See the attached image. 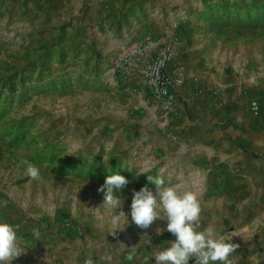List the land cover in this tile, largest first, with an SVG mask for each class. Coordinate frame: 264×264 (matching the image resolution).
Returning a JSON list of instances; mask_svg holds the SVG:
<instances>
[{
	"label": "rangeland",
	"instance_id": "1",
	"mask_svg": "<svg viewBox=\"0 0 264 264\" xmlns=\"http://www.w3.org/2000/svg\"><path fill=\"white\" fill-rule=\"evenodd\" d=\"M192 21L203 26L210 46L219 41L243 50L248 65H255L257 45L264 78V0H0V221L16 227L25 251L11 264H69L85 243L77 221L83 214L103 222L112 241L103 264H155L145 257L175 239L167 230L156 233L167 221L141 229L130 216L132 190L148 185L155 191L148 175L181 186L171 177L173 167L161 169L158 154L150 155V172L129 163L141 157L135 141L142 118L161 128L165 112L148 94L137 100L130 90L141 86L129 87V78L117 79L111 69L142 36L167 39ZM233 57L227 51L225 60L209 59L229 65ZM24 159L40 169L39 179L25 176ZM116 172L129 183L116 193L123 204L114 210L97 189ZM204 173L207 180L185 183L198 188L201 227L214 221L217 233L232 239L237 220L212 195L218 174ZM121 210L129 224L112 235L111 219Z\"/></svg>",
	"mask_w": 264,
	"mask_h": 264
},
{
	"label": "crops",
	"instance_id": "2",
	"mask_svg": "<svg viewBox=\"0 0 264 264\" xmlns=\"http://www.w3.org/2000/svg\"><path fill=\"white\" fill-rule=\"evenodd\" d=\"M192 38L198 40L192 43ZM167 39H173L176 52L165 70L170 75L178 68L183 72L182 82L173 88L180 110L178 114L165 113L161 128L150 126L145 114V124L139 127L141 139L135 141L141 157H133L129 163L150 172L155 166L150 155H160L164 161L161 169L173 167L175 174L171 177L181 182L182 191H197V187L190 189L185 183L201 177L205 181L204 170L216 171L220 186L212 194L218 198L215 205L223 207L238 224L234 237L228 239L239 247L229 259L232 264L264 261V78L257 45L253 46L255 65L252 61L248 65L240 56L243 50H234L231 43L216 41L210 46L203 26L193 21L175 29ZM227 51L235 55L229 65L211 64L210 55L221 61ZM134 83L141 89L130 93L142 102L148 92L137 73L130 76L127 85L133 88ZM217 85L221 86L219 90ZM252 101L258 105L257 113L251 109ZM166 174L169 177L170 171ZM235 201V206L229 204ZM77 221L85 230V243L77 247L69 264H85L88 259L92 264H103L112 245L103 222L87 214ZM211 225L215 229L218 226L214 221ZM125 260L124 264H131V260Z\"/></svg>",
	"mask_w": 264,
	"mask_h": 264
},
{
	"label": "clouds",
	"instance_id": "3",
	"mask_svg": "<svg viewBox=\"0 0 264 264\" xmlns=\"http://www.w3.org/2000/svg\"><path fill=\"white\" fill-rule=\"evenodd\" d=\"M251 107L253 111L259 110L255 101ZM22 163L25 165V176L34 180L40 178V169L36 165L27 159L22 160ZM148 180L155 185V191L148 185L138 191L132 190L131 222L141 229H147L157 220L167 221L166 229L157 228L156 233L160 235L167 230L175 239L146 256L145 260L151 261L154 257L155 264H189L190 261L194 264H232L229 257L239 245L232 243L227 236L218 234L212 225L201 227L202 208L198 193L168 185L160 176L148 175ZM128 183L127 178L119 172L109 174L104 184L97 189L104 193L103 205L114 210L120 207L123 202L116 193H120ZM128 224V214L123 210L116 212L111 219L109 233L116 235L117 230H123ZM135 251L133 247V254ZM24 252L18 241L16 227L0 221V264H11ZM85 264H92V260H86Z\"/></svg>",
	"mask_w": 264,
	"mask_h": 264
},
{
	"label": "built area",
	"instance_id": "4",
	"mask_svg": "<svg viewBox=\"0 0 264 264\" xmlns=\"http://www.w3.org/2000/svg\"><path fill=\"white\" fill-rule=\"evenodd\" d=\"M175 52L173 39L145 35L116 58L111 73L120 80H126L137 73L139 82L146 88L154 107L167 114H178L180 103L173 88L182 82V68H178L174 75L165 70ZM220 88V85L216 86V90Z\"/></svg>",
	"mask_w": 264,
	"mask_h": 264
}]
</instances>
